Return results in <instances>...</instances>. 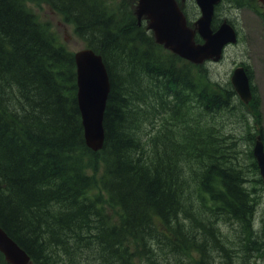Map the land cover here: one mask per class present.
<instances>
[{"label":"trees","instance_id":"16d2710c","mask_svg":"<svg viewBox=\"0 0 264 264\" xmlns=\"http://www.w3.org/2000/svg\"><path fill=\"white\" fill-rule=\"evenodd\" d=\"M26 2L60 12L103 58L110 87L98 152L84 143L73 55ZM129 4L0 0V227L31 264H252L264 250L253 230L260 196L212 123L239 110L236 94L158 46ZM183 10L192 26L195 5ZM251 104L260 125L256 89ZM95 162L99 178L87 174Z\"/></svg>","mask_w":264,"mask_h":264},{"label":"water","instance_id":"95a60500","mask_svg":"<svg viewBox=\"0 0 264 264\" xmlns=\"http://www.w3.org/2000/svg\"><path fill=\"white\" fill-rule=\"evenodd\" d=\"M184 2L185 0H180ZM200 16L190 28L176 0H137L135 15L138 20H147V29L153 33L155 42L179 58L193 64L207 60L218 61L225 45L236 42L233 27L223 22L216 31L211 29L214 6L220 0H193ZM264 4V0H261ZM198 34L202 43L194 41ZM76 65L77 104L81 114L86 146L98 151L103 146V114L109 92V79L101 56L91 49L74 54ZM231 83L244 103H248L251 92L248 77L242 67L234 70ZM253 155L257 161L264 188V151L257 137ZM0 251L9 264H27L29 257L0 228Z\"/></svg>","mask_w":264,"mask_h":264},{"label":"rangeland","instance_id":"374dc122","mask_svg":"<svg viewBox=\"0 0 264 264\" xmlns=\"http://www.w3.org/2000/svg\"><path fill=\"white\" fill-rule=\"evenodd\" d=\"M110 7H118L123 4V0H105ZM28 3V2H26ZM257 3V2H254ZM29 10L41 23L45 24L48 30L57 38L60 44L70 53H75L85 48L83 41L74 32V26L64 21L61 14L51 9L45 3L29 2ZM223 18L231 19L238 31V43L236 46H229L226 48L223 58L219 63H206L204 68L209 72V76L213 81L223 83L229 81L232 70L236 64L247 63L253 73V84L256 86L259 96L261 98V127L264 137V25L261 18L254 14L250 9L244 8L242 10H234L227 6L224 2L220 5L219 11ZM241 105H239L240 107ZM242 111L234 109L232 112H225L212 120L213 133L215 138L222 139V145L229 147L232 140L235 145L231 146L230 155L228 158L234 160L240 165L245 178H247V188H255L256 179L255 170L251 166L252 158L250 156L253 147L252 142L245 140L247 133L250 132L252 138L258 132L259 126H252L253 119L250 108H242ZM251 113V114H250ZM249 126V127H248ZM264 141V138H263ZM97 163V162H95ZM97 171L87 170V174L92 177L99 178L103 169L100 163ZM86 165L88 163L86 162ZM95 192L99 194V190ZM260 205L257 207L254 216V229L264 240V194ZM99 200L103 203V210L108 215V218H113L117 212L111 207L106 200V195L101 192ZM230 227H224V232H228ZM252 264H264V252H255Z\"/></svg>","mask_w":264,"mask_h":264}]
</instances>
